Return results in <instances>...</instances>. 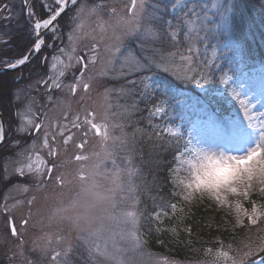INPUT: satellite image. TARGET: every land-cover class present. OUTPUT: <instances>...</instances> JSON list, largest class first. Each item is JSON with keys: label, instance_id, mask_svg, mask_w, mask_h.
Returning <instances> with one entry per match:
<instances>
[{"label": "rangeland", "instance_id": "rangeland-1", "mask_svg": "<svg viewBox=\"0 0 264 264\" xmlns=\"http://www.w3.org/2000/svg\"><path fill=\"white\" fill-rule=\"evenodd\" d=\"M13 1L0 0V5L2 3L6 6H12ZM16 2L21 4L20 7L23 6L21 0ZM101 2L105 5V10L99 13V17L89 15L86 11L82 18V27L79 29H76V25L81 24L80 19H74L70 23V28H65L63 33L60 34L59 32L62 29L56 25L58 27L56 35L61 38V34L63 36L65 34V39H61L60 43H58V38H54L50 30L49 37L45 38L46 46H50L51 43L55 46L51 51H45L46 48L40 51H45L46 60L37 62L33 60L34 55L31 58L32 63H26V67L34 65V68L38 67L40 70L48 69L49 76H56L60 72H64V76L60 79L64 81L63 84L68 85L74 82V77L78 72L77 69L81 66L77 63V57L79 55L90 56L92 45H98L99 59L94 67L91 64L89 65L90 70L86 74V76L94 77L91 89L85 91L83 88H79L73 94L67 87H64L58 90L56 95H53L50 90L49 94L52 95L53 101L45 110L47 122L53 125L52 131H55V126L60 123H67L65 113H67V119L71 120L77 114L83 119L89 111L95 112L97 121H100L104 116L107 105L110 104L107 122L110 126L123 124L124 132L129 134L128 142L125 143L123 139H109L102 142L101 137L90 133L88 143L83 150L89 156V159L78 161L74 157L80 150L76 149L73 144H69L66 148L61 146L59 154L53 158L48 155V149L42 147L37 135L31 136L30 142L23 146L9 162L5 163L8 166L9 176L18 175L13 172V169L20 164L31 165L32 171L26 170L25 177L15 181L9 187L0 188V261L3 264H28L29 261L31 264H51L52 249L55 248L60 251L66 242H70L73 246L67 264H114L113 261L99 255L96 261H90L86 254L87 246L77 238V229L72 220L69 219L87 211L83 206L86 197L81 196L80 202L75 206L73 205V201L77 199V193L81 192V182L77 178L81 168L89 176L88 183L95 181L102 193H107L109 190L116 188L117 208L115 215L118 217V222L105 221L103 231L95 238L101 249L103 250L106 246L109 252L116 251V248L128 247L132 239V232L142 236L143 221L149 219L150 215L155 212H164L161 208H157L149 214L147 211L144 212L143 207H145L149 195L146 194L145 197L142 192L143 187L146 185L151 183L158 185L163 177L159 170L162 171V165L164 164H166V174L164 173V176L168 180V188H170L168 192L172 197L171 202L178 203L180 208L182 206L190 208L194 205H201L204 224L232 230L235 227H240L236 224L237 215L234 207L237 200L250 210L251 205L249 202L235 196L229 197L233 204V207L229 208L219 205L208 196H197L194 200L184 201L179 193L183 191L184 184L194 180L193 165L197 163L196 150L202 149L209 154L220 150L232 154L237 153V147L228 143V130L233 125L238 124L240 127L252 131L248 128L249 120L245 116L244 106L248 108V116L253 117L252 124L258 128L264 123V64L248 66L247 62L239 60L235 55L232 44L226 38L229 30L226 32L222 30V35L217 33L218 30H221L216 27L215 23L217 17L214 14L217 10L211 6L215 0H195L200 6L197 9L199 19L196 20L194 17L195 23L189 25V29L192 30L193 35L199 32L201 37L208 34L209 30L215 34H209L208 40L196 41L198 52L193 54V63L190 65L192 71L189 74H208L212 79L203 86L178 80L174 73L182 76L189 67L187 62L181 61L180 55L181 53L185 55L188 53L182 51L179 53L173 52L175 55H169V53L160 52V48L156 49L158 52L154 53L152 42L142 41L136 36H124L122 28L113 32V29L108 26V9L115 7L122 12L128 0H121L117 3L108 0H78L75 8H79L81 4L86 5V8H91L93 4ZM160 2L163 13L165 12L163 3L166 0H160ZM187 2L191 6V0H187ZM221 2H224V0H221ZM40 3L43 8L39 18H46L48 8L44 5L55 7V4L53 0H40ZM227 3L234 4L232 0H227ZM3 6L0 7L2 9L0 11L4 10ZM75 8L71 3L67 17L75 16ZM34 9L36 10V6H34ZM43 13L46 14L43 15ZM177 14V12L168 9L165 18L172 19ZM25 20L28 25L30 43L13 60L26 54L31 46L33 39L31 25L34 20L30 19L29 16L25 17ZM101 22H104V31L99 26ZM73 29H76L75 39L69 40L68 36ZM117 36L122 37L121 52L117 54L114 60V67L117 72L121 70V63L131 65L134 60H140L143 63L147 62L149 57L159 61L161 56L165 58L169 71L165 72L163 68H157L153 64L150 71L132 72L128 67H125L123 70L126 75L124 76L110 74L107 77H101L97 75L110 58L108 49L115 46ZM180 44L188 47L182 37L180 38ZM54 56L58 59L53 60ZM205 62H207V66H205ZM53 64L56 65L55 68L52 67ZM144 75H150L156 81L172 83V93L167 96L160 95L159 92L157 94V99L164 101L161 106L165 108V113L150 116L149 105L152 102L145 101L139 95V92L144 90L143 84L139 82L140 77ZM225 80L227 82H224ZM129 81H136L137 83L133 86L128 83ZM121 86L132 89L131 93L125 96L119 92H112L110 98L107 101L105 100V88L118 89ZM203 94L213 105L205 103L204 108L195 107L193 98ZM133 100L136 101L138 110L130 118H126L122 115L123 106L131 104ZM48 102L46 90L42 86L32 100H27L26 105L19 106L17 115L19 133L27 132L19 131L22 127L31 130L28 121L40 117L46 107L45 103ZM38 108L41 109L37 111ZM149 119L152 120L154 125L158 126L157 131L163 128H171L173 132L165 133L163 139H157L153 136L149 140L147 133L153 131L148 124ZM137 127L144 129L145 132L136 134L135 144L133 145L131 143L132 133ZM177 130H179V135L182 137L179 144H184L187 139L193 137L192 145L188 146L187 153H184L182 147L180 148V152L184 153L180 159L175 158L178 155L176 152L177 141L173 139L171 143L167 142ZM109 131L111 137L121 136V130L118 127H110ZM76 139L79 142V135ZM33 141H35V148L32 147ZM240 150L242 151V149ZM21 153H24V155H21ZM93 153H99V156L93 155ZM105 153L111 155L106 157ZM165 159L167 160L165 161ZM53 160H55L57 168L52 174V179H48L46 178L47 168ZM100 160H103L104 164L100 168H96L95 166ZM113 160L115 164H113ZM1 172L4 173V169L0 171V174H2ZM41 173H44V175H41ZM92 173H96V175L93 176ZM57 175H62L65 179L63 185L55 179ZM157 176H159V179L156 181ZM130 189L132 190L130 191ZM153 190L155 191V188ZM157 196H160L157 200L161 202L165 196V191L157 187ZM252 199L256 200L253 197ZM30 200L32 203H29ZM5 205L10 209L7 213L3 211ZM60 209L63 211H58ZM129 212L135 215L138 223H133V217L126 215ZM93 214H98V210H93ZM9 217L16 225L17 236L11 235ZM151 218L155 220L154 215H151ZM164 218L165 216L161 215L160 221ZM22 220H27L28 223L26 225L22 224ZM245 223H247L246 220ZM121 234L124 235V239H121ZM244 234L248 238L250 236L254 242L258 236L264 235L258 228ZM57 237H63L64 239L58 241ZM248 242L249 239H245L244 243ZM125 255H131V253H125ZM212 256L213 261L216 257ZM135 257L139 264H171L172 261L179 262V264H195L182 261L177 257H167L164 253L154 254L142 250V247L139 252L135 253ZM262 259H264V254L257 253L251 258L252 264H260ZM61 260L63 262V257ZM221 264H224L223 259H221Z\"/></svg>", "mask_w": 264, "mask_h": 264}, {"label": "snow or ice", "instance_id": "snow-or-ice-1", "mask_svg": "<svg viewBox=\"0 0 264 264\" xmlns=\"http://www.w3.org/2000/svg\"><path fill=\"white\" fill-rule=\"evenodd\" d=\"M55 7L49 5H44L48 8V15L46 18H36L34 23L31 25L33 39L31 41V46L28 52L22 57L16 59L14 62L5 61V66L8 68H17L18 66L25 65L31 58L32 53H38L46 45V41L43 38L44 30H51L54 38H59L56 33L58 32L57 22L59 18L65 14L69 0H53ZM73 7L75 8L78 0H71ZM24 4L27 6V14L31 19L34 17V11L29 0H24ZM212 8L217 11L216 15V27L227 31L229 27L230 13L236 10L235 4H228L227 0L221 2V0H215L212 3ZM3 7H7L6 5ZM200 6L191 0V6L187 0H166L163 3V9L165 12L162 13V7L160 0H128V3L124 6L122 12L118 11L115 7L108 9L109 22L108 26L115 32L116 29H123L124 36H136L142 41H150L152 43L160 42L164 39L170 41L173 45H179L180 38L182 37L184 42L188 45L185 49L187 55L181 53V61L187 62L189 65L188 70L181 76L178 74L176 79L191 82L197 85L203 86L211 81L212 77L208 74L201 75L197 73L195 75H190L192 69L190 65L193 63V54L198 52L196 48V41L198 40H208L209 34H215L209 30L208 34L201 37L199 32L193 35L192 30L189 29V25L195 23L199 19L197 9ZM170 9L178 14L172 19H166V11ZM2 10V9H0ZM105 10V5L101 3L93 4L91 8H86V5L81 4L79 8H75V16L68 17L65 21L66 24H70L74 19H80L81 24L76 25V29L82 27V18L87 11L89 15H95L99 17V13ZM102 31L105 30L104 22L99 24ZM73 29L70 32L68 39H75V31ZM203 30V29H202ZM122 48V37H116L115 46L110 47L108 50L110 52V58L105 62V66L100 69L97 75L101 77H107L110 74L115 76L126 75L123 70L128 67L132 72L150 71L152 65L154 64L157 68H163L165 72L169 71V67L166 66V60L163 56L157 61L153 57H149L147 62H141L140 60H134L131 65L121 63V70L116 71L114 67V60L118 53L121 52ZM99 47L96 44L92 45L91 55L88 57L79 56L77 57V63L81 65L77 69L79 75L74 77V82L68 85L63 84L60 77L64 76V72H60L59 75L49 76L47 78H40L35 81L36 85H42L46 90V99L51 102L53 100L52 95L47 94V90H60L67 87L71 93H76L79 88L88 91L92 87L93 76H86L89 72V65L95 66L97 60ZM158 51V50H156ZM169 55H175V53H170ZM53 60H57L58 57L54 56ZM55 64L52 65L55 68ZM207 66V62H205ZM155 75V74H153ZM140 83L143 84L142 91L139 95L145 99V101L152 102L149 105L150 116H158L165 113V108L161 105L164 103L163 100L157 99V94L167 96L172 93V83H165L163 81L153 80L152 76L144 75L140 77ZM203 82V83H202ZM224 82H227L226 80ZM131 85H135L136 81H129ZM32 85H29L31 88ZM132 89L125 86H121L118 89L115 88H105L104 98L107 101L110 98L112 92H119L121 95H129ZM243 106V101L241 102ZM111 105L108 104L104 116L100 121H97V116L95 112L89 111L84 116L83 119L77 114L74 115L71 120L67 119V113H65V120L67 123H60L55 126V131H52L53 125L47 122V113H43V118L37 117L35 120H29L28 124L31 125V131L35 132L37 139L40 140L42 147L48 149V155L55 158L59 154L61 146L65 148L69 144H73L74 147L80 150L76 155L75 159L78 161H84L89 159V156L83 152L85 149L90 133L95 134L102 138V142H106L109 139H123L125 143L128 142V133L124 132L123 124L109 125L107 122L109 109ZM138 110V105L135 100L129 105L123 106V113L126 118H130L135 111ZM245 116L249 120L248 128L240 127L238 124L233 125L228 130V143L233 144L237 147V153L232 154L224 150L218 152H208L198 149L195 151L197 157V163L193 165L194 180L184 184L183 191L179 193L184 201H191L197 198V196L204 197L208 196L214 199L219 205L227 206L229 208L233 207V204L229 200L230 196H235L243 201L249 202L251 207L250 210L245 208L239 200L235 203V212L237 215L236 224L241 227H257L261 233H264V123L260 127L251 123L253 117L248 116V108L244 106ZM148 124L152 127V132L147 133L149 140L155 136L157 139H163L165 133H172L171 128H163L157 131V125L152 123V120H148ZM70 125V127H69ZM110 127H118L121 130L120 137L110 136ZM27 127H22L19 131H28ZM75 130V131H73ZM144 129L137 127L132 133L131 143L135 144V138L137 133L143 134ZM199 134V133H198ZM80 139L77 142V136ZM59 138V143H58ZM175 139L178 143L176 148L177 156L176 159H180L184 153H187L188 146L192 145L193 137L187 139L184 144H179L182 137L179 135V130L170 137L168 143H171ZM6 141V130L3 124H0V142ZM18 143V142H17ZM32 147L35 148V141H33ZM184 149V153L180 152V148ZM242 149V151L240 150ZM24 155V153H21ZM93 155L99 156V153H93ZM110 153H105V156H110ZM104 164L103 160L95 166L100 168ZM113 164L115 161L113 160ZM57 168L55 160L47 168L48 179H52V174ZM32 171L31 165L20 164L14 167L13 172L18 174V177H25V172ZM44 175V173H41ZM91 175H96L92 173ZM8 175L7 164L4 167V175L0 176V180L11 181ZM77 178L81 182V192L77 193V199L73 201L75 206L80 202L81 196L86 197L83 206L87 209L83 214L78 215L74 218H69L72 220L73 225L77 229L78 239L83 241L86 247V254L90 261H96L97 256H104L106 259L111 260L114 264H139L136 260L135 253L139 252L142 245L144 244L142 236L136 235L135 232L131 233V242L128 247L119 249L116 251L109 252L105 246L102 250L99 243L96 241V237L103 231L105 227V221L118 222V217L115 215L117 208V192L116 188L109 190L107 193H102L99 190V185L92 181L88 183L89 176L86 175L83 168L78 172ZM58 183L63 185L65 179L62 175H57L55 177ZM183 183V182H181ZM42 186V185H41ZM25 190H27L25 188ZM132 189H130L131 191ZM253 196H258V200H253ZM29 203H32L30 200ZM170 210L172 217H175L177 213L183 214L182 208L178 206L176 202H169L167 205ZM93 210H98V214H93ZM4 212H9L10 209L7 205L4 206ZM58 211H63L62 209ZM127 216L133 217V223H138L135 215L133 213H127ZM151 215L155 217V223H161L160 217L169 216V211L155 212ZM151 215L149 219H151ZM9 223H11L10 232L11 235L17 236V228L14 223L11 222L9 217ZM245 220L247 223H245ZM182 222V221H178ZM23 223L26 225L27 220ZM160 227H156L155 231H162ZM175 231V228L170 229ZM189 235L191 232L189 230ZM124 235L121 234V239H124ZM63 237H57V240H63ZM50 242V241H49ZM163 243V241H160ZM115 247V245H114ZM229 251H224L223 242H221V247L213 252L212 249H205L204 251L208 255H214L215 260L212 264H221V259H223L224 264H252L251 258L257 253L264 254V235L258 236L257 240L252 241L249 237L248 243H243L241 246L231 249L229 245ZM73 246L70 242H66L62 250L57 251L55 248L51 251V264H67L69 254L72 253ZM125 253H131V255H125ZM142 255V253H141ZM63 257V262L61 258ZM28 264H31L29 261ZM171 264H179V262L172 261ZM260 264H264V259L260 261Z\"/></svg>", "mask_w": 264, "mask_h": 264}, {"label": "trees", "instance_id": "trees-1", "mask_svg": "<svg viewBox=\"0 0 264 264\" xmlns=\"http://www.w3.org/2000/svg\"><path fill=\"white\" fill-rule=\"evenodd\" d=\"M16 1H13L12 6L7 5V7H3V11H0V57H16L30 43L24 8L22 9L23 6L20 7L21 4ZM232 1L236 6V10L230 13L227 40L232 44L237 58L247 62L248 66L264 64V0ZM1 6H3L2 3ZM217 33L222 35V29L218 30ZM152 46H154V53L158 52L156 49L160 48V52L163 51L169 54L179 53L187 48L181 46V44L173 45L167 39L159 43H153ZM0 101H4L1 95ZM193 101L197 108H204L205 103L211 105V101L207 100L204 94L197 95L196 98H193ZM165 169L166 164L162 165V171L159 170L163 177L158 185L150 182V185L143 187L142 192L145 197L146 194L149 195L143 208L144 212L147 211L148 214L157 208H161L164 211H169V216H165L159 224L155 223L153 218L142 222V233L140 232L144 240L142 250L154 254L164 253L167 257H177L190 263L212 264L213 256L208 255L204 251L205 249H212L215 252L223 242L224 250L230 252L229 245H231V249L241 246L245 239H249L244 233L256 230L257 227L255 226H240L229 230L206 225L202 220L203 210L201 205H194L190 208L182 206L183 214L178 212L175 217H172L167 207L168 203L172 201V197L168 192L170 188H168V180L164 176L166 174ZM158 179L159 176L156 177V181ZM157 187L165 191V196L161 202H158L160 196H157ZM253 198L259 199L258 196H253ZM156 227L163 230L157 232L155 231ZM173 228H175V231L170 230ZM189 230L191 235L188 234ZM160 241H163V243Z\"/></svg>", "mask_w": 264, "mask_h": 264}, {"label": "flooded vegetation", "instance_id": "flooded-vegetation-1", "mask_svg": "<svg viewBox=\"0 0 264 264\" xmlns=\"http://www.w3.org/2000/svg\"><path fill=\"white\" fill-rule=\"evenodd\" d=\"M21 1H22V5L24 8V17H27L28 16L27 11H26L27 6H25L24 0H21ZM108 1H114L115 3H117L118 1H121V0H108ZM29 2L31 3L34 14H35L34 17H32V19L35 20L36 18H39L41 16V9L43 7L40 3V0H29ZM34 6H36V10L34 9ZM69 7L71 8V2L69 4ZM69 7L67 8L65 14L62 15L57 22V25L60 27V29H62V31H60L59 34L63 33L65 28H70V24L65 23V21L68 19L67 16H68ZM44 14L46 13H43V15ZM49 32L50 30H48L43 35L44 39L49 37ZM61 36H62L61 38L60 37L58 38L59 39L58 43H60L61 39L62 40L65 39L64 38L65 34L64 36L61 34ZM54 46L55 45H52L51 43L50 46L45 45L43 48H46L45 51H51ZM42 49L40 51H42ZM45 51L35 53L33 60L37 62L38 61L44 62L47 57ZM79 56H84V55H79ZM15 58L16 57L8 58L5 56H1L0 57V68H6L4 62L5 61L14 62L15 60L13 59ZM33 60L31 59L30 61L27 62V64H31ZM27 64L22 65L18 69L15 68L12 70L8 69V70L0 71V95L3 96V99H4L3 102L0 101V114H1V117L4 123V128L6 130V141L0 143V151H1L0 171H3L5 163L9 162L11 158L16 156L18 151L21 150L23 146L27 145L30 142L31 140L30 137L36 135V133L31 130L25 133L18 132V125H19L18 116H17L18 109H19V106L21 107V106L26 105L27 100H32L37 95L40 87H42V85H39V86L36 85L35 81H37L38 79L42 77L44 78L49 77V73H48V69L40 70L38 67L34 68V65L26 67ZM76 74L79 75V72H77ZM61 81L64 83L63 80ZM29 85H32V87L29 88ZM50 90L51 89L47 90V94H49ZM51 92L53 95H56V92H58V90H51ZM50 104L51 102H48L47 104L45 103L46 107L43 110L40 118H43V113H45L46 108ZM40 109L41 108H38L37 111H39ZM34 114L37 115L36 113ZM3 175L4 173L0 174V176H3ZM10 177H12L10 182L0 180V188L3 189V187L4 188L9 187L15 181L22 179V177H18V175L10 176ZM46 178H48L47 174H46ZM0 197H1V194H0ZM23 221L24 220H22L21 222L22 224H24ZM0 264H1V261H0ZM5 264H12V263H5Z\"/></svg>", "mask_w": 264, "mask_h": 264}, {"label": "water", "instance_id": "water-1", "mask_svg": "<svg viewBox=\"0 0 264 264\" xmlns=\"http://www.w3.org/2000/svg\"><path fill=\"white\" fill-rule=\"evenodd\" d=\"M69 4H70V0H69V3H68V7H69ZM48 30H44L43 31V35L47 32ZM35 55V53H32L31 54V58L33 57ZM30 58V59H31ZM22 66V65H21ZM21 66H18L17 68H19V67H21ZM8 69H15V68H8V67H6V68H0V71H3V70H8ZM0 124H3V127H4V123H3V120H2V117H1V114H0ZM1 143V142H0ZM12 222V221H11ZM9 228H11V223H9Z\"/></svg>", "mask_w": 264, "mask_h": 264}]
</instances>
